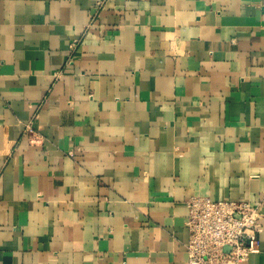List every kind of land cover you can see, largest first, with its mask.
Listing matches in <instances>:
<instances>
[{
    "label": "crops",
    "instance_id": "crops-1",
    "mask_svg": "<svg viewBox=\"0 0 264 264\" xmlns=\"http://www.w3.org/2000/svg\"><path fill=\"white\" fill-rule=\"evenodd\" d=\"M193 196L264 226V0H0V264H188Z\"/></svg>",
    "mask_w": 264,
    "mask_h": 264
},
{
    "label": "built area",
    "instance_id": "built-area-1",
    "mask_svg": "<svg viewBox=\"0 0 264 264\" xmlns=\"http://www.w3.org/2000/svg\"><path fill=\"white\" fill-rule=\"evenodd\" d=\"M77 46V43L71 45L69 62ZM186 206L188 264H243L259 253V237L264 231L259 206L214 201L206 196H193Z\"/></svg>",
    "mask_w": 264,
    "mask_h": 264
}]
</instances>
